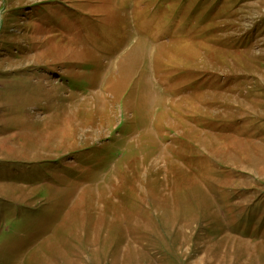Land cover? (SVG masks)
<instances>
[{
  "label": "rangeland",
  "instance_id": "rangeland-1",
  "mask_svg": "<svg viewBox=\"0 0 264 264\" xmlns=\"http://www.w3.org/2000/svg\"><path fill=\"white\" fill-rule=\"evenodd\" d=\"M0 264H264V0H0Z\"/></svg>",
  "mask_w": 264,
  "mask_h": 264
},
{
  "label": "trees",
  "instance_id": "trees-1",
  "mask_svg": "<svg viewBox=\"0 0 264 264\" xmlns=\"http://www.w3.org/2000/svg\"><path fill=\"white\" fill-rule=\"evenodd\" d=\"M6 166H7V165H6ZM28 173H30L29 170L23 171V174H28ZM31 173H32V174H30V176L33 175V174H35L36 172H34V171L32 172V171H31Z\"/></svg>",
  "mask_w": 264,
  "mask_h": 264
}]
</instances>
